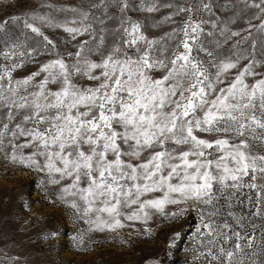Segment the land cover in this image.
<instances>
[{
  "label": "snow or ice",
  "instance_id": "1",
  "mask_svg": "<svg viewBox=\"0 0 264 264\" xmlns=\"http://www.w3.org/2000/svg\"><path fill=\"white\" fill-rule=\"evenodd\" d=\"M236 2L88 0L60 9L75 13L63 23L43 15L0 20V32L22 24L40 38L30 46L25 34L0 53L12 61L0 70V151L45 173L60 199L70 197L97 229L186 205L199 215L205 264H257L256 249L264 252V223L259 235L255 224L264 222V59L256 58L257 49L264 53V0H239L255 10L241 30L231 27L242 14ZM162 8L175 27L159 39L128 14ZM229 9L227 21L217 14ZM43 26L62 29L75 51L62 53ZM45 55L52 58L41 61ZM26 62L36 70L13 87L12 72ZM155 192L163 197H148ZM188 207L170 215L180 218Z\"/></svg>",
  "mask_w": 264,
  "mask_h": 264
},
{
  "label": "rangeland",
  "instance_id": "2",
  "mask_svg": "<svg viewBox=\"0 0 264 264\" xmlns=\"http://www.w3.org/2000/svg\"><path fill=\"white\" fill-rule=\"evenodd\" d=\"M132 2L136 4L138 0ZM166 2L168 0H160V3ZM179 2L184 3L185 0ZM214 2L220 4L223 0ZM87 5L88 0H0V20L13 15H43L52 17L56 23H63L75 13L61 12L60 9ZM235 10L242 14L231 27L233 30H241L246 27V20L255 10L243 9L239 0ZM170 11L164 8L154 13L133 10L128 14L144 25V30L150 37L159 39L175 27L164 20ZM217 14L227 21L232 10H219ZM42 30L57 42L62 53L75 51L73 43L68 42V34L62 29L43 26ZM25 34L29 37L27 45H36L40 39L23 29L22 24H9L7 31L0 32V53L7 51L14 43L23 42ZM253 34L261 39L255 29ZM249 44L250 41L242 47L248 48ZM228 51L227 45L220 49L224 54ZM50 58L52 57L47 55L39 57L41 61ZM256 58L264 59V53L259 49ZM11 63V60H5L0 55V70L10 67ZM245 63L247 61H241V65ZM36 68V64L26 62L23 67L15 69L12 72L13 87L16 86L15 80L24 79ZM235 71L232 70L233 75ZM80 82L83 83V80ZM248 82H252L251 77ZM31 90L33 89L30 87L29 91ZM19 93L24 94V90L19 89ZM2 118L3 110L0 109V119ZM29 151L25 149L23 154L26 155ZM148 197L162 198L163 193H149ZM178 207L188 206L165 204L163 211L149 209L150 215L147 218L142 217L136 221L125 219L122 221L124 227L100 230L86 223L87 218H82L71 207L70 197L60 199V187L48 183L45 173L32 170L18 161L13 162L0 151V264H205L204 258L200 256L203 249L197 237L199 215L188 207L184 216L173 218L170 213L176 212ZM234 210L238 213L246 212L239 207ZM262 223L264 222L260 219L255 220L257 235ZM253 258L257 264H264V252L259 248Z\"/></svg>",
  "mask_w": 264,
  "mask_h": 264
}]
</instances>
